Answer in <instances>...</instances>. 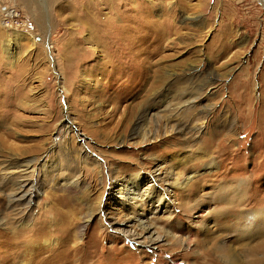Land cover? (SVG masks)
<instances>
[{
    "label": "rangeland",
    "instance_id": "374dc122",
    "mask_svg": "<svg viewBox=\"0 0 264 264\" xmlns=\"http://www.w3.org/2000/svg\"><path fill=\"white\" fill-rule=\"evenodd\" d=\"M4 6L25 24L7 26ZM191 93L201 103L179 110ZM165 100L203 128L144 121ZM0 111V233L13 242L0 252L14 259L3 264H60L54 251L66 261L74 241L77 264H224L207 224L243 258L249 240L230 232L264 210V0H0ZM174 172L195 175L186 190L166 184ZM16 174H35L22 211L7 196ZM127 215L144 237L191 250L139 247L109 224Z\"/></svg>",
    "mask_w": 264,
    "mask_h": 264
},
{
    "label": "bare ground",
    "instance_id": "6f19581e",
    "mask_svg": "<svg viewBox=\"0 0 264 264\" xmlns=\"http://www.w3.org/2000/svg\"><path fill=\"white\" fill-rule=\"evenodd\" d=\"M6 7V9L5 10H3V12L5 13V12H8V13H10V14H13V13H15V10L14 9H12V7H10V6H5ZM129 29V28H128ZM127 32V31H126ZM108 33L110 34V35H112V34H114V35H112V38H113V40H115V39H117V40H115V41H118V42H120V43H122V42H124V28H118V27H109V29H108ZM120 34H123V37L121 38L120 37ZM117 36H119V39H118V37ZM139 39H141V38H139ZM8 42V44H7V46H8V48H9V46H10V40L9 41H7ZM8 48H6V51H7V49ZM197 91V90H196ZM195 91H193V93H194ZM193 93H191L190 94V96L188 97V98H186L185 97V94H183L182 96H181V103L178 105L177 104V108L179 109V110H181V111H188V112H191L190 110H191V108L192 107H197L198 105H199V103H201V100L203 99L202 97H201V93L200 94H198L196 97L194 96V97H191V96H193L194 94ZM203 96V95H202ZM185 97V98H184ZM180 98V97H179ZM184 98V99H183ZM170 103V102H169ZM166 100L165 101H163L162 102V105L160 106V107H158L157 109L156 108H154L155 107V104H152L153 105V107H151L150 108V110L149 111H147L146 113H145V119H144V121H148V120H155L156 118L157 119H160L162 122H163V124H164V128H165V130H166V132H173L176 128H179V130H186V129H195L196 131H198L199 129L201 130V128L200 127H202V126H198V128L197 127H193V126H189L190 124L188 123L189 121H188V119L189 118H186L187 120L186 121H183V120H181L182 118H180V117H178L177 115H176V113L179 111L178 109H177V112L176 113H171V112H173V108H174V110L176 109L175 107H173L172 108V106H171V104H169ZM3 105V104H2ZM176 106V105H175ZM2 107V106H1ZM156 109V110H155ZM2 111V110H1ZM0 111V112H1ZM154 111V112H153ZM180 111V112H181ZM188 112H186V113H188ZM178 114V113H177ZM180 114V113H179ZM178 114V115H179ZM183 114V113H182ZM181 114V115H182ZM185 115V114H184ZM187 115V114H186ZM197 115V114H196ZM195 116V115H194ZM186 117V116H185ZM189 117V116H188ZM192 117V116H191ZM197 117H198V115H197ZM195 118H196V116H195ZM152 120V121H153ZM188 121V122H187ZM197 122V121H196ZM194 124V123H193ZM195 124H198V123H195ZM194 124V125H195ZM201 124V123H200ZM202 125H203V123H202ZM69 127H72L71 125H69L68 126V128ZM203 128V127H202ZM72 130V129H71ZM187 132H188V130H186ZM191 132V131H190ZM201 132V131H200ZM147 134V133H146ZM157 136V135H156ZM150 139L151 138H145L144 137V139H143V141L144 142H146L147 140H149L150 141ZM153 139V138H152ZM142 141V142H143ZM35 159H32V160H30V162H32V161H34ZM47 161H45L44 163H43V167H44V169L46 170V168H47ZM34 166V165H33ZM44 170V171H45ZM181 172V171H180ZM183 172V171H182ZM182 172H181V174H182ZM185 172V171H184ZM46 173V172H45ZM176 172H174V175L172 176V174L171 175H167V174H165V175H167V178L165 179V181L167 182L166 184H168L170 187H177V186H180L182 189H185V188H187V186H188V184H189V182H190V180H191V178H193L195 175L194 174H187V176L185 177V179L184 180H179V174H175ZM17 176H15L14 177V179H16V184H15V186H14V189H12L11 191H8L7 192V196H8V201H9V207H11V209H13V210H16L17 209V211H22V210H26L27 208H28V206L32 203V201L34 200V195H33V192H31V187H32V185L31 184H33L34 182L32 181V176H35V174H16ZM153 175V174H152ZM175 175H177V176H175ZM154 176V175H153ZM5 177H8V176H5ZM10 177V176H9ZM155 177V176H154ZM166 177V176H165ZM144 178V177H143ZM171 179H173V180H171ZM155 180V179H154ZM129 181V180H128ZM134 181H137V179H135V180H132L131 181V183H135ZM33 182V183H32ZM155 182V181H154ZM158 182V181H157ZM114 183V182H113ZM156 183V182H155ZM157 184V183H156ZM136 185V184H135ZM154 186H156V185H154ZM159 186V185H158ZM191 186H192V184H191ZM190 186V187H191ZM1 187H4V184H2L1 182H0V188ZM152 187H153V185H152ZM189 187V186H188ZM156 187H153L152 189H151V191H150V195L151 196H154L155 194H156V189H155ZM186 190V189H185ZM1 191V190H0ZM34 191V190H33ZM167 191H170V190H168V189H166V194H167V196H165V197H167V199H169V193L167 192ZM242 192V191H241ZM131 193H134L132 190H130V188L129 189H127V198H122V199H125V200H123V201H121V204H124V206H126L127 205V203H129L127 200H128V195H130ZM164 193V194H165ZM237 194H238V192H237ZM239 194H241L242 195V193H239ZM238 194V195H239ZM243 194H244V192H243ZM36 195V194H35ZM150 195H149V197H150ZM237 195V196H238ZM246 195V194H245ZM6 196V197H7ZM243 197V196H242ZM133 198V197H132ZM135 198V197H134ZM160 198H162V196L160 197ZM131 199V198H130ZM227 199V198H226ZM238 199V198H237ZM236 199V200H237ZM115 200V199H114ZM119 200H121V199H119ZM228 200V199H227ZM241 200V198L239 199V201ZM243 200V199H242ZM184 202V201H183ZM228 202V201H227ZM237 202V201H236ZM229 203V202H228ZM239 203V202H238ZM129 204H131V203H129ZM184 204V203H183ZM226 204V203H225ZM230 204H231V202H230ZM237 204V203H236ZM232 205H235V201H234V204H232ZM237 205H239V204H237ZM237 205H235V206H237ZM231 207V206H230ZM184 208H185V206H184ZM227 208V209H226ZM225 209H226V211L228 210V208L229 207H226ZM231 208H234V207H231ZM194 209H196L197 210V208H196V205L195 204H191V206L189 207V210H194ZM224 209V210H225ZM200 210V209H199ZM199 211H197V213H198ZM240 212H242V211H240ZM245 212L246 211H244V214H245ZM194 213H195V211H194ZM191 216H192V214H191ZM190 216V217H191ZM200 216H202L201 214H198L197 215V217H200ZM228 216H229V214H228ZM234 216V215H233ZM232 216V217H233ZM261 217V218H264V210L263 211H256V212H251V213H248L247 212V214H245V215H243L242 216V219H243V221H241L240 222V225L235 229V230H233V231H231L230 232V236H233V237H235L236 236V238H242V239H246L248 242H246L245 244H244V257L243 258H239L238 257V251H237V253L233 250V248L232 247H230L229 245H228V242H229V239H227V237L226 238H222L221 237V233L219 232H216V231H214L213 233L211 232L212 230H213V227H212V230H210L211 229V226L209 225V224H207V225H202V228L204 229V231L206 232V235H205V237H206V239H205V241H206V243H205V245H207V247L206 248H209L210 249V251L212 252V253H214V255L216 254L217 255V257L218 258H221V260L224 262V264H264V222H262L261 224H258V225H256L255 224V220L258 218V217ZM194 217H196V216H194ZM237 217V216H236ZM238 218H240V216L238 215ZM131 217L129 216V215H127V217L126 218H124V220L123 219H119V218H117V219H112V223H109V224H111V225H114V227H116V229L118 230V231H120V230H124V232H125V234L127 235V238L128 237H130V239L131 240H133V241H135L138 245H139V247H152V246H154V245H156L157 243H159V242H161V241H171L172 242V240L173 241H175V243H178L179 244V242L181 243V245H183V243L184 242H182L181 241V239H178V238H176V239H172V238H168V237H176V235H171V236H168V234L167 235H159L158 237H154V235H152V236H148V237H144L145 236V234L147 233V232H150V230H148V228L149 227H146L145 225L144 226H142V228L140 227L139 229L137 228V227H134L133 225H128L129 223H130V221H131ZM230 219V218H229ZM0 220H5L4 218H1L0 217ZM123 220V221H122ZM264 221V220H263ZM193 222H194V219H193ZM230 222V221H229ZM231 222H232V220H231ZM1 223V222H0ZM4 224V223H3ZM5 224L6 225H10V223H9V221H6L5 220ZM14 225V224H13ZM12 225V226H13ZM233 225H234V223H233ZM238 225V224H237ZM262 225V226H261ZM5 226V225H4ZM128 226H133L132 228H134V230H132V228H128ZM232 226V225H231ZM259 226H261V227H259ZM10 227V226H9ZM9 227H7V229L9 228ZM18 227V226H17ZM223 227V226H222ZM13 228V227H12ZM11 228V229H12ZM224 228V227H223ZM228 228V227H227ZM10 229V228H9ZM142 229V230H141ZM226 229V228H225ZM13 230V229H12ZM17 230V229H16ZM210 230V232L212 233V235L210 236V235H208L207 234V232ZM228 230V229H227ZM226 231V230H225ZM12 232V231H11ZM228 232H229V230H228ZM227 232V233H228ZM13 233V232H12ZM224 233V232H223ZM205 234V233H204ZM226 234V233H225ZM223 235V234H222ZM228 236H229V234H227ZM2 234L0 233V245L2 244V246H4V244L6 243V244H8V245H12L13 244V242H11L9 239H3L2 238ZM225 237V236H224ZM255 238H258V240L259 241H257V243L256 244H252V242L250 243V241H253ZM242 239H240V240H242ZM236 240V239H235ZM238 240V239H237ZM183 241H184V239H183ZM187 242V241H186ZM184 243V245H183V248H185L184 250H187V252L189 251V250H191V245H186L187 243ZM201 242H203V241H201ZM241 242V241H240ZM53 243H55V241H53ZM204 243V242H203ZM244 243V242H243ZM243 243L241 244V246L243 245ZM173 244H174V242H173ZM208 244H209V246H208ZM77 245H78V241H74V244L72 245L73 247H71L69 250L72 252V253H70L71 254V257H68V255L67 254H65V256L67 257V258H70V259H66V261H64V258L65 257H63V253H60V249L59 248H57V249H59L58 251H54V250H56L55 248H53V251H54V253H53V255H55V256H57V260H59V262H61L60 264H65V262L67 263V264H77L76 263V260H75V258H76V256H77V254H76V252L74 251V250H76L77 249ZM71 246V245H70ZM233 246V245H232ZM69 247V246H68ZM3 248H5V247H3ZM6 248H7V246H6ZM235 249V248H234ZM238 249V248H237ZM62 250V249H61ZM65 250V249H64ZM64 250H62L61 252H64ZM67 250V249H66ZM208 250V249H207ZM240 251V250H239ZM69 252V251H68ZM74 252V253H73ZM193 252H195V251H193ZM208 253V252H207ZM57 254V255H56ZM62 254V255H61ZM190 254V253H189ZM213 255V256H214ZM215 255V256H216ZM243 256V255H242ZM11 257V258H10ZM51 258L50 259H52V256H50ZM205 257H207V256H204V258ZM209 257H211V256H209ZM82 258V257H81ZM4 259H6L7 260V262H9V261H12V260H14L13 258H12V253L10 252V250L9 249H5V251H3V252H0V264H3V262L5 261ZM215 259V258H214ZM217 259V258H216ZM209 261V260H208ZM211 261V260H210ZM221 261V262H222ZM89 262H92V259L91 260H89L88 258H86V259H83L81 262H79L80 264H88ZM6 263V262H5ZM4 263V264H5ZM202 263H204V262H202ZM191 264H195V263H191ZM210 264H221V263H219L218 261H213L212 263H210Z\"/></svg>",
    "mask_w": 264,
    "mask_h": 264
},
{
    "label": "built area",
    "instance_id": "2783aa9c",
    "mask_svg": "<svg viewBox=\"0 0 264 264\" xmlns=\"http://www.w3.org/2000/svg\"><path fill=\"white\" fill-rule=\"evenodd\" d=\"M5 9H6V7L4 6L3 10H5ZM18 16H19V13H17L16 11L13 14L5 12L4 13V20L6 21V23H8L6 25L7 26H13V24H15V23L16 24H25V21H23V19H19Z\"/></svg>",
    "mask_w": 264,
    "mask_h": 264
}]
</instances>
